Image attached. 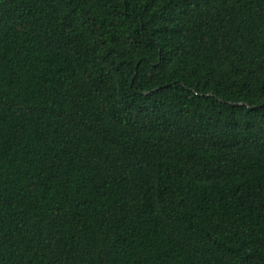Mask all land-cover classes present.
<instances>
[{
    "label": "trees",
    "instance_id": "trees-1",
    "mask_svg": "<svg viewBox=\"0 0 264 264\" xmlns=\"http://www.w3.org/2000/svg\"><path fill=\"white\" fill-rule=\"evenodd\" d=\"M0 264H264V0H0Z\"/></svg>",
    "mask_w": 264,
    "mask_h": 264
}]
</instances>
